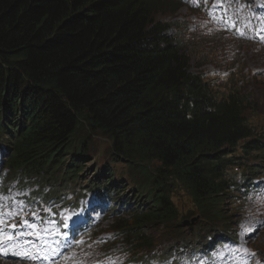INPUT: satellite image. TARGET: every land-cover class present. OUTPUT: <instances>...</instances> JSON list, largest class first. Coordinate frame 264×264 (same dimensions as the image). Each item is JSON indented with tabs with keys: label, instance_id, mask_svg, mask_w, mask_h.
<instances>
[{
	"label": "trees",
	"instance_id": "trees-1",
	"mask_svg": "<svg viewBox=\"0 0 264 264\" xmlns=\"http://www.w3.org/2000/svg\"><path fill=\"white\" fill-rule=\"evenodd\" d=\"M259 1L211 3H230L261 23ZM165 4L178 6L173 0H0V149L7 175L37 179L42 172L57 195L85 178L92 137L107 138L110 162H125L131 189L125 193L107 166L88 189L116 204L107 239H121L131 261L154 249L152 228L163 227L174 240L163 256L203 248L210 218L222 223L224 199L242 198L241 189L256 188L248 185L264 173V126L249 123L257 116L251 92L239 87L215 95L208 74L190 69L192 55L175 28L160 20ZM224 29L239 36V27ZM215 50L232 54L229 76L247 77L248 84L253 72L244 73L240 55L254 62L249 53L260 49L222 44ZM21 128L27 132L20 144ZM234 169L243 174L239 182L229 177ZM179 188L203 215L199 224L182 225ZM232 217L223 235H232L224 232Z\"/></svg>",
	"mask_w": 264,
	"mask_h": 264
},
{
	"label": "rangeland",
	"instance_id": "rangeland-1",
	"mask_svg": "<svg viewBox=\"0 0 264 264\" xmlns=\"http://www.w3.org/2000/svg\"><path fill=\"white\" fill-rule=\"evenodd\" d=\"M177 1V0H173ZM178 6L180 7L178 9ZM178 6L172 4H165L163 5V9L159 14L160 20L164 21L165 23L172 24V26L177 30L176 33H180L179 37L182 42V47L186 49V51L192 55V59H190V68L192 71H204L207 73L208 81H212L216 87L213 89L215 95L219 98H222L224 95L228 94L230 91L238 90L239 87L248 89L252 94V100L249 101L251 105L254 106L256 109V116L252 119V122H249L251 125H254L258 130L260 127L264 126V59L260 57V54L249 53L251 57L254 58V62L251 58L247 57L242 53L240 55L241 62L247 65V68L251 69L253 64H256L258 68V73L256 74V80L253 82V85L244 84V81L241 82L239 77L236 75H232L229 77L228 81H220L217 76L221 74V71H226L229 66H223V57L229 58L232 54L224 53V54H217L215 56H211L210 53L216 46L222 44L220 40L226 39L225 37L229 38L230 42H234L233 45L243 44L246 50H253L258 49L255 45L257 39H255L251 44H247L243 41L241 37V28H239V36H232L225 32L224 27H219L217 30L212 28L209 25L199 21V13H196L194 10L190 9L187 6L182 4H178ZM230 9L234 10V7ZM175 11H177L175 13ZM215 36V37H214ZM200 43L201 46H205L202 49L196 47V43ZM199 49V50H198ZM238 53L239 51H235ZM200 53H204L206 58L203 60H199ZM264 56V54H262ZM218 71V72H217ZM248 70L246 69L247 73ZM240 82V83H239ZM243 83V85H242ZM226 87H219L225 86ZM243 86V87H242ZM242 92V91H241ZM258 125V126H257ZM87 152L90 154L89 160H91L87 165L90 168L93 166L92 170H96V168L101 167L103 165H107L112 169H116L117 176H123L127 183V174L128 170H120L123 167L121 164H112L111 161V144L110 142L101 134L95 135L91 139V145L87 148ZM94 162V163H93ZM93 163V164H92ZM88 167V168H89ZM231 175L239 176V170H231ZM257 184V182H255ZM126 186L130 187L131 184L128 182ZM78 188H83L87 190V186H79ZM83 192V191H82ZM102 194H108L106 191H102ZM175 203L178 207L179 212L183 215L186 219H193L197 220V212L194 209V206L187 194V192L183 189H177L175 193ZM236 204V205H234ZM227 211L232 214V222L233 223V231H236L239 239V245L245 246L248 251L251 253H255V256H249L245 261L244 264H264V196L260 197H250V198H240V199H232L231 202L227 203ZM66 216H68L66 214ZM230 216V215H228ZM3 218V217H1ZM5 220V218H4ZM36 222V221H35ZM52 222V221H48ZM98 223L97 229L94 232L96 237L98 236V232L100 234L108 238L112 231L109 229V226L113 222L112 219H96ZM5 224V223H4ZM44 225V223H42ZM3 226V225H1ZM100 230V231H99ZM57 231V230H56ZM55 232L53 230L52 234ZM58 234V231H57ZM81 234H84L82 232ZM80 234V235H81ZM46 235H50L49 233ZM113 235V234H112ZM149 235L152 236V239L155 241V248L154 252L158 255L164 254L168 251V243H170L171 238L166 233L165 229L163 228H152L149 231ZM166 235V236H163ZM92 236H88L85 239H78L76 241L77 244H81V248L75 254V256L69 260L65 259L63 262L65 264H89L93 263V259L89 256L92 251H96L95 255L99 258H102L98 261L97 264H119L120 260H124L127 256L125 255V251L118 246H114L108 249H98L99 245L94 241H92ZM99 238V237H97ZM22 241V237H19ZM88 240V241H87ZM168 240V242H165ZM11 241V240H10ZM7 240V242H10ZM91 241V242H90ZM88 242V243H87ZM90 242V243H89ZM210 242V241H209ZM212 242V241H211ZM10 246H12L11 243ZM111 245V244H110ZM77 248V246H76ZM73 249L74 251L77 249ZM240 250L239 246L229 247L225 250L219 251V254L224 253H235ZM146 256H153L149 252L144 253ZM78 255V256H77ZM107 257H111L110 259ZM128 257V256H127ZM158 258V257H157ZM218 261V260H217ZM157 260L153 261L152 263L156 264ZM0 264H7V263H0Z\"/></svg>",
	"mask_w": 264,
	"mask_h": 264
},
{
	"label": "bare ground",
	"instance_id": "bare-ground-1",
	"mask_svg": "<svg viewBox=\"0 0 264 264\" xmlns=\"http://www.w3.org/2000/svg\"><path fill=\"white\" fill-rule=\"evenodd\" d=\"M199 14H201V13H199ZM202 17L205 18L206 16L203 15ZM262 33L264 34V31ZM261 41H264V40H259V41L257 40L256 43H255V45L257 47H259V48L262 47ZM201 49L203 50V48H201ZM257 54H260L259 56L264 59V56L262 55V54H264V48L258 50L257 51ZM198 55H204V56H206L204 53H200ZM210 55L211 56L217 55L216 50L214 49V51H211ZM234 58L238 59L237 55H234ZM191 60H193V59H191ZM229 60H231L230 57L229 58L223 57V64L222 65L223 66H230L231 64H233V65L236 64L235 60H233L232 62H229ZM246 69L249 71V68H246ZM227 70L226 71H221V76H222L221 81H224L223 80L224 78H229L230 77L229 76L230 75V72L227 71ZM222 73H224V74H222ZM217 78L219 79V76H217ZM241 82H242V80H241ZM255 114H256V110H255ZM250 115H253V114H250ZM21 130H22L23 134L19 138L20 144H21L22 138L24 136H26V132H27V130H25L23 128H21ZM17 149H16V154L15 155L19 154L17 152ZM65 161L68 162L69 159H66ZM7 170H11V169L8 168ZM212 172L213 171H211V173ZM41 175H43V176L42 177H39L37 179H34V178H29V177L28 178H19V176H17V174H16V175L13 176V178H14V183L13 184H10L8 180H5L4 183H0V194H2L1 192H2V190H4V188H6V189L16 188V193H18V195L22 198L21 201H18L17 203H13V204H16V206L18 207V209H16L14 211V214L9 215V216H1V217H3V218H1V225H4V223L7 224L8 219L9 218H12V217L15 218L17 216L16 214L28 213V214L36 215V216H38L41 219L47 218V214H45L46 215L45 216V215H43L42 212L36 211V209L38 207H41V206H44V205H47L51 210L58 209V206H57L58 203L63 206V203L61 202V199H59V197H56V193L53 192V190L49 186V183L46 181V179L48 178V176L47 175H44L42 172H41ZM259 175H261L260 178H259V180L261 181L263 179V177H264V173L259 174ZM4 176L5 175H3L2 177H4ZM242 176H243V174H239V176H232L231 174H229V177L235 179L237 182H239L241 180V177ZM257 176L253 177V181H252V183H250L248 185V187L256 186L255 182H257V180H256L257 179ZM90 182H92V181H89L86 178H83V180L80 181V184L82 186H87L88 187L90 185ZM1 187H3V188H1ZM64 194H66V193H64ZM75 194H80V197H83L86 193H83L80 189H78ZM10 196H13V194H11ZM206 198L208 199L209 197L207 196ZM211 198H212V196H211ZM67 199H69V198H67ZM93 199L94 198H90V201H92ZM199 201H200V199L198 200V202ZM69 202L72 203L71 200ZM228 202H229V198L227 197V198L224 199V206H223L222 212L220 214V216L222 217V223H219L215 219V217H214V218H210V220L207 222L206 226L204 227V229H206V231H205L206 234H209L207 237H210L209 241H212V243L209 246L207 245V243L206 244L204 243L205 249L203 250V256L210 257V258H214V259H216V261L218 260L217 259V255L216 254H209V252L207 251V249L208 250L210 249V251L213 252V251H216V250L221 249L220 248L221 247L220 245H223L222 248H224L225 246H227V247H233V246H231V244H229L230 242H234L235 245H239V243L236 242V241H238L239 237H238L236 231H233L232 230L231 226L229 227V229H227V231H224V232H232V235H223L224 233H221V230L223 228L227 227L228 225H231L230 223H228L227 218H228V215L232 216L233 213H229L227 211V207L226 206H227V203ZM83 206L86 208V210H90V208L86 204H83ZM83 206L81 207L82 213L79 214L80 217H84L86 215V212H85ZM0 207H1V205H0ZM212 208H214V206ZM16 211H20V212L19 213H16ZM97 213L103 214V213H101L99 211ZM67 215H68L67 216V219L73 225H79L78 224V220L75 219V218H73L71 213H68ZM4 218H5V220H4ZM48 218H50L48 221H52L53 223L56 222V217L54 215H51V216L49 215ZM83 220H84V222H89L86 217H84ZM232 222H234V221H232ZM42 223H43L42 221H40L39 223H37V222H35L34 219L27 218L25 220V228L18 231L19 233H21L23 235L24 238L21 235H17V238H16L15 243H11V244L12 245H15L16 246V249L17 248L24 249V248L27 247L28 242H32V245L36 247L37 245L34 242V239L38 238V235L35 232L36 231H41V228L44 229V227H47V226L42 225ZM12 226L13 225H7V227L4 228L3 230L1 229L2 226H0V231H3L1 233L2 236H0V263H3L2 259L5 258L8 255L10 257H13V260H12V262L7 263V264H25V263H20L21 257H19L18 255H14L13 252H12L14 250H12L11 248H8L10 246V244L4 245V241L7 242L6 237L10 236L9 230L12 228ZM70 226L71 225H67L65 227V232L70 228ZM206 227H208V228H206ZM96 229H97V227H95V230ZM47 230H45L46 231V234H48ZM215 230H217V233L212 238L211 237V233L213 231H215ZM116 232H118V231H116ZM81 233L82 232H73L69 236L72 241H71V243L67 241V243H68V250L67 251L69 253H66V254H68L69 256L66 257L65 259H67V260L71 259L72 260V258L75 256V254L81 248V247L80 248H76V246H77L76 241L78 239H75L74 240V236H78ZM112 234H113V232H112ZM46 236H50V235H46ZM19 237H22V241L19 239ZM95 237H96V234L94 233V236H92V239L91 238L90 239L94 242L95 241ZM11 241H12V239H11ZM18 241L19 242H22L23 244L22 243L21 244H18ZM109 244H111V245L112 244H115L114 240H109ZM239 247L243 251V249H244L243 246L239 245ZM54 248L59 249L60 248V243H56L54 245ZM75 248L77 250L74 251L73 249H75ZM185 249H187V248L186 247H183L182 248V250H185ZM96 251H92L89 254V256L90 257L94 256L95 253H96ZM127 254H130V253L127 251ZM53 259L54 258L52 257L51 258V261ZM138 259H140L141 261H145V259H143L142 255H141V253H139L138 255H136L135 257L132 258V264H140L139 262L136 261ZM150 264H154V263L151 262Z\"/></svg>",
	"mask_w": 264,
	"mask_h": 264
},
{
	"label": "snow or ice",
	"instance_id": "snow-or-ice-1",
	"mask_svg": "<svg viewBox=\"0 0 264 264\" xmlns=\"http://www.w3.org/2000/svg\"><path fill=\"white\" fill-rule=\"evenodd\" d=\"M6 239L10 241L12 239V237H6ZM249 256L254 257L255 256V253H249Z\"/></svg>",
	"mask_w": 264,
	"mask_h": 264
}]
</instances>
